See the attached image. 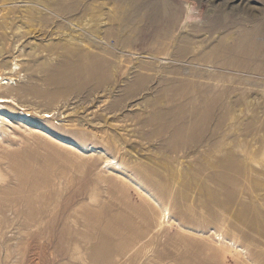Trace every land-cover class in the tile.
<instances>
[{
	"label": "rangeland",
	"instance_id": "374dc122",
	"mask_svg": "<svg viewBox=\"0 0 264 264\" xmlns=\"http://www.w3.org/2000/svg\"><path fill=\"white\" fill-rule=\"evenodd\" d=\"M263 25L264 0H0V264H264Z\"/></svg>",
	"mask_w": 264,
	"mask_h": 264
},
{
	"label": "bare ground",
	"instance_id": "6f19581e",
	"mask_svg": "<svg viewBox=\"0 0 264 264\" xmlns=\"http://www.w3.org/2000/svg\"><path fill=\"white\" fill-rule=\"evenodd\" d=\"M64 6V5H63ZM80 9V8H79ZM85 9V8H84ZM86 10V9H85ZM90 10V9H89ZM104 10V9H103ZM77 11V10H76ZM84 11V10H83ZM79 12V11H78ZM82 12V11H81ZM87 12V11H86ZM85 14V13H84ZM93 14V13H92ZM160 15V14H159ZM158 16V15H157ZM155 16V17H157ZM52 23V22H51ZM237 23V22H236ZM260 24V23H259ZM262 26V25H260ZM264 26V25H263ZM136 28V27H135ZM249 28V26H248ZM259 28V27H258ZM247 29V28H246ZM252 29V28H251ZM260 30V29H259ZM253 31V30H252ZM263 31V30H262ZM254 32V31H253ZM255 34V33H254ZM251 31L244 33L242 35H240L239 37H237V39H235V41L233 43L230 44H226L223 46V48L217 53L216 56L209 58L206 60V62H217L219 63L220 66H222L224 69H230L232 68V63L229 61V59L232 56V54H239V55H249V56H254L255 52L258 50V48L261 47V45L257 42V40L254 38V35ZM259 34V33H258ZM236 35V34H235ZM261 37L263 35L259 34ZM264 36V35H263ZM264 38V37H263ZM222 44V43H221ZM217 47V46H216ZM256 56V55H255ZM261 56V55H259ZM236 57V56H235ZM263 57V56H262ZM256 58V57H255ZM227 59V60H226ZM252 59V58H250ZM257 59V58H256ZM261 59V57H260ZM259 59V60H260ZM74 60V59H73ZM249 60V59H248ZM258 61V60H256ZM264 61V60H263ZM65 64V63H63ZM254 64V63H253ZM251 65L252 67L255 65ZM197 66V65H196ZM240 66V65H238ZM237 66V67H238ZM250 66V67H251ZM258 66V65H257ZM68 67V66H67ZM241 68H247L244 65ZM264 68V67H263ZM254 69V68H251ZM258 69V68H256ZM260 69L261 66H260ZM248 71V70H247ZM252 71V70H251ZM249 72L248 74H252V72ZM253 75V74H252ZM196 78V77H195ZM223 81H218L216 82V86H225V84H222ZM228 82V81H227ZM226 83V82H225ZM12 84H14V80L11 77H1L0 76V88H5V87H10L12 86ZM212 86V85H211ZM219 99V98H218ZM12 98L11 96H0V122L3 123L4 121L7 122L9 119H7V115L4 114V108L5 106L3 105V103H12ZM45 117H48L50 114L48 113H44ZM20 115V116H19ZM19 118H24L26 117V115L24 113H20L18 114ZM196 121V120H195ZM193 126V125H192ZM138 185V184H137ZM142 187V186H141ZM140 189V188H139ZM145 189V188H144ZM141 191V190H140ZM143 191V189H142ZM146 191V190H145ZM148 192V191H146ZM145 192V193H146Z\"/></svg>",
	"mask_w": 264,
	"mask_h": 264
}]
</instances>
